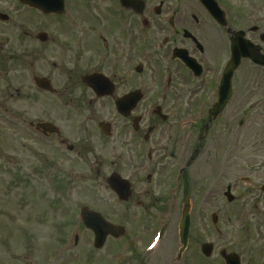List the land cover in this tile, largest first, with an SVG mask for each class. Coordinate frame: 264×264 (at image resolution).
<instances>
[{"label":"flooded vegetation","instance_id":"af4514ba","mask_svg":"<svg viewBox=\"0 0 264 264\" xmlns=\"http://www.w3.org/2000/svg\"><path fill=\"white\" fill-rule=\"evenodd\" d=\"M238 1L220 24L197 0H0L11 196L87 175L120 206L118 264H264V6Z\"/></svg>","mask_w":264,"mask_h":264},{"label":"rangeland","instance_id":"374dc122","mask_svg":"<svg viewBox=\"0 0 264 264\" xmlns=\"http://www.w3.org/2000/svg\"><path fill=\"white\" fill-rule=\"evenodd\" d=\"M220 2L232 8L235 4H240L238 0ZM252 2L253 5L264 6V0ZM242 6L250 4L245 0ZM7 168H0V220H7L8 225L0 221V264H108V257L103 256L106 253L113 264L117 263L112 257L117 252H109L110 245L95 252V255L87 254L90 239L81 228L78 217L80 207L90 205L113 216L112 219L117 222L118 217L114 215L120 212V206L113 201H109L108 205L104 204L103 197L111 198L107 192L92 189L89 182L80 180L71 185L72 189L64 190L65 187H62L60 198L57 199L45 182L40 186L34 183L35 178H30L26 179L24 191L22 185H19L20 188L14 189L11 196ZM25 176L30 177L28 174ZM38 183L40 184L39 181ZM198 209V201L195 199L192 214L197 215ZM216 209L217 206L204 207L207 229H210L208 216L216 213ZM76 233L78 246L73 248V236ZM23 237L27 239L26 242H23ZM101 256L103 261L99 262L102 260Z\"/></svg>","mask_w":264,"mask_h":264},{"label":"water","instance_id":"95a60500","mask_svg":"<svg viewBox=\"0 0 264 264\" xmlns=\"http://www.w3.org/2000/svg\"><path fill=\"white\" fill-rule=\"evenodd\" d=\"M231 63L229 64L230 67ZM228 74V73H227ZM82 219L84 221V224L87 227H92L95 229H98L99 235H96V240L98 242V245L102 243V239L107 232H114L115 230H118L116 228L111 227L108 224H105L102 220H100L98 217L90 214L87 210L82 211Z\"/></svg>","mask_w":264,"mask_h":264}]
</instances>
